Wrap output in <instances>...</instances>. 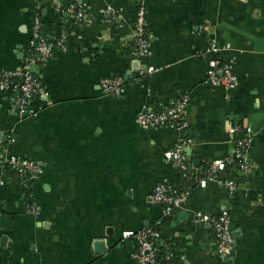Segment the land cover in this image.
Returning <instances> with one entry per match:
<instances>
[{
	"label": "crops",
	"instance_id": "0c3cea01",
	"mask_svg": "<svg viewBox=\"0 0 264 264\" xmlns=\"http://www.w3.org/2000/svg\"><path fill=\"white\" fill-rule=\"evenodd\" d=\"M82 2L87 19L75 23L68 0H0V72L22 67L37 15L46 36L57 38L62 29L68 35L66 51L37 67L50 93L38 116L20 118L0 91L1 153L42 167L29 182L4 174L0 253L9 250L7 264H135L137 243L123 234L150 226L163 237L159 264H264V0ZM140 5L150 39L142 60L131 49ZM212 44L218 53L209 51ZM215 58L233 62L235 88L209 80ZM106 77L125 78L123 96L102 92ZM185 94L188 133L137 125L143 108L160 109ZM237 126L253 130L254 175L245 178L231 164L218 180L208 178L215 161L232 155L242 135L232 133ZM186 137L190 170L207 177L204 185L166 160ZM161 183L190 192L183 210L165 215L150 202ZM225 209L236 245L220 256L212 229L194 217Z\"/></svg>",
	"mask_w": 264,
	"mask_h": 264
},
{
	"label": "built area",
	"instance_id": "2783aa9c",
	"mask_svg": "<svg viewBox=\"0 0 264 264\" xmlns=\"http://www.w3.org/2000/svg\"><path fill=\"white\" fill-rule=\"evenodd\" d=\"M68 12L75 23H83L87 16L82 0H68ZM109 17L116 19L118 13L108 10ZM68 35L66 29H62L57 38H50L43 33L42 19L37 15L33 22L31 48L25 56L23 65L17 70L0 72V91L8 94L10 103L20 118L36 117L45 104H49L50 93L45 87L41 77L32 72V67L43 65L53 59L58 50L66 51ZM133 54L139 59H145L149 54L148 19L145 8L140 5L137 12V21L133 29ZM209 51L216 54L218 48L212 44ZM152 69L148 70V73ZM208 78L213 84L225 86L227 89L235 88L238 77L234 70L233 62H223L218 58L210 62ZM102 92L107 96L120 97L124 95L126 80L123 77H106L101 81ZM190 104L189 95L185 94L173 100L168 106L160 109L143 108L136 116V123L144 130L169 129L176 132H187L189 129L187 109ZM232 133H241L236 139L232 155L228 160L215 161L207 172L208 178L218 180L219 174L227 165L237 164L245 178H251L255 172V165L251 160L254 133L252 128L235 127ZM192 144L189 137L184 138L172 150L166 153V160L183 172L186 179L194 183L204 185L207 177H202L190 170L187 152ZM2 141L0 138V187L6 183L4 174L13 172L21 180L27 182L36 180L42 174L40 164L24 157L4 156L1 153ZM227 186L232 193L237 192V184L228 181ZM190 197L189 191H178L166 184H159L150 195V202L161 206L165 215H171L183 210ZM194 221L207 224L216 238V251L220 256H225L235 247L236 239L231 230V214L228 210L216 217H210L198 213ZM123 238H134L137 250L134 255L135 264H159L163 246L161 232L153 226L141 229L138 232H126Z\"/></svg>",
	"mask_w": 264,
	"mask_h": 264
},
{
	"label": "water",
	"instance_id": "95a60500",
	"mask_svg": "<svg viewBox=\"0 0 264 264\" xmlns=\"http://www.w3.org/2000/svg\"><path fill=\"white\" fill-rule=\"evenodd\" d=\"M32 72L33 73H37V67L36 66H34V67H32ZM7 217H5V216H2L1 217V226L2 227H4V228H8L9 227V225L8 224H6L5 223V221H7ZM4 221V222H3ZM6 241H7V237H4L3 238V241L1 242V246L2 247H6ZM95 248L97 249V251L98 252H104V249H105V244H104V242L103 241H98V242H96V244H95ZM234 249L235 248H233L232 250H231V252L233 253V251H234ZM230 252V253H231ZM230 256V255H229ZM8 257H9V250H6V249H4L1 253H0V264H7L8 263Z\"/></svg>",
	"mask_w": 264,
	"mask_h": 264
},
{
	"label": "trees",
	"instance_id": "16d2710c",
	"mask_svg": "<svg viewBox=\"0 0 264 264\" xmlns=\"http://www.w3.org/2000/svg\"><path fill=\"white\" fill-rule=\"evenodd\" d=\"M139 9H140V6L137 8V12H138ZM137 12H136V17H135V19L133 20V29H134L135 23H136V21H137ZM148 31H149V30H148ZM131 49H132V52H133V41H132V43H131Z\"/></svg>",
	"mask_w": 264,
	"mask_h": 264
}]
</instances>
